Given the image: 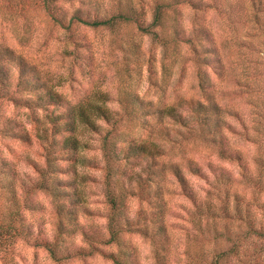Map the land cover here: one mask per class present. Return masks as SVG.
I'll list each match as a JSON object with an SVG mask.
<instances>
[{"label": "trees", "instance_id": "1", "mask_svg": "<svg viewBox=\"0 0 264 264\" xmlns=\"http://www.w3.org/2000/svg\"><path fill=\"white\" fill-rule=\"evenodd\" d=\"M54 1L44 0L46 8L53 6ZM185 1L153 0L152 22L147 26L138 24L140 30L154 35L165 52L177 39L191 42L193 47L195 41L202 44L193 51L198 63L197 87L203 99H179L169 105L147 102L146 108L124 106L120 112L100 105L85 106L81 100L61 110L60 103H65L66 99L55 89L47 73L21 57L11 59L18 70L13 87L0 65V136L31 143L34 134L45 157L43 166L35 164L36 181L26 185L24 181L18 183V170L0 154V260L4 264L13 258L19 240L32 239L24 212L33 208L29 197L33 189L49 192L58 201L56 234L52 239H34L35 245L47 249L57 261L99 252L114 264H137L136 249L128 245L123 236L132 233L150 241L156 264H168L175 249L167 199L173 181L193 205L189 213L191 231L187 232L183 252L186 264H264V157L250 155L241 145L252 143L264 147V117L258 113L256 119L251 109H238L211 91L215 82L207 68L224 78L230 74L233 62L225 51V44L221 42L217 46L214 33L205 26H194L191 38L185 40L178 26L168 25L170 12ZM138 5L136 0H118L117 11L109 16L92 20L74 17L91 27L113 29L119 22H139L142 13ZM191 6L195 10L204 8L201 1L195 0H191ZM260 11L254 13V19L263 26L264 35V15ZM239 58L243 67L231 79L239 89L231 96L247 106V95L255 91L256 86L259 92V83L255 80L259 71H248V64ZM9 104L15 110L24 108L29 113L30 128L21 119L7 114L4 107ZM152 120L166 126L157 127ZM150 125L152 128L148 129ZM144 129H148V133L143 137ZM85 130L100 136L108 237L81 226L87 247L63 256L60 255L61 236L67 232L73 234L76 229L73 205L86 202L78 172L79 165L89 163L81 153L87 148L81 139ZM190 134L212 148L219 162L236 164L241 169L239 175L215 161L202 164L186 157L175 159L176 144L188 139ZM62 156L73 170L72 180L59 177L64 173L57 162ZM186 172L209 185L204 195L199 194ZM24 186L27 188L20 192ZM61 198H68L71 206L67 207L65 200L59 201ZM132 199L139 201L134 215L129 211ZM105 244L113 245L116 250L105 252L101 248Z\"/></svg>", "mask_w": 264, "mask_h": 264}, {"label": "rangeland", "instance_id": "2", "mask_svg": "<svg viewBox=\"0 0 264 264\" xmlns=\"http://www.w3.org/2000/svg\"><path fill=\"white\" fill-rule=\"evenodd\" d=\"M136 1L141 7L140 21L119 22L118 26L111 29L88 26L74 16L91 20L109 16L117 11L118 0H55L50 8H46L44 0H0V65L3 73L14 87L18 70L11 59L21 57L36 65L40 71L49 75L55 89L66 99L63 100L65 103H60L61 110L68 109L81 100L85 106L100 105L120 112L124 106L146 108L147 102L169 105L179 99H203L197 87L198 63L193 51L194 47L201 48L202 44L195 41L193 47L191 42L177 39L176 44H171L168 52H165L153 34L145 33L139 28V24L147 26L152 22L153 0ZM195 1H201L204 8L195 10L191 6V0L180 3L170 12L171 21L169 19L168 25L178 26L180 35L185 40L191 38L194 26L198 24L214 33L216 45H221V42L225 44V51L233 66L230 74L224 78H219L207 68L215 82L211 91L219 99L238 109H251L256 119L258 113L264 117V35L261 30L263 26H259L254 19V13L258 10H262L260 13L264 15V0H261L262 4L258 2L260 0H256L254 4V0ZM151 29L159 31V28ZM170 32L166 31L168 35ZM239 57L248 64V71H259L258 78L255 79L259 83V92L256 86L255 91L247 95V106L240 99L231 96L233 91L239 89L231 80L243 67ZM260 75L262 76L259 78ZM4 108L7 114L21 119L31 127L29 113L24 108L15 110L11 104ZM99 122L105 127L102 121ZM151 123L157 127L166 126L154 120ZM147 127L152 128L151 125ZM148 129L142 130L143 137L147 135ZM81 139L87 145L81 152L82 157L93 166H88L89 163L78 166L80 187L86 202L73 205L77 218L76 229L73 234L67 232L61 236L60 255L63 256L75 253L80 247H87L81 235V226L108 237V205L102 189L104 162L100 136L85 130ZM241 145L250 155L264 157V147H257L252 143ZM0 154L7 157L18 170V183L24 181L26 185H32L38 178L35 164L43 166L45 163L43 148L34 134L31 143L0 136ZM173 154L175 159L186 157L202 164L215 161L232 169L237 176L241 172L236 164L219 162L212 148L191 134L188 139L176 144ZM57 162L64 171L59 177L72 180L74 173L69 162L63 156ZM186 174L199 194L204 195L209 187L205 180L188 172ZM169 187V221L173 225L171 231L175 249L168 264H186L183 252L187 232L191 231L189 213L193 205L176 182L173 181ZM26 188L24 186L20 192H24ZM29 197L33 208L26 210L24 215L25 223L31 226L32 239L19 240L15 245L13 258L8 259L6 264H114L99 252L65 257L57 261L47 249L35 245V238L52 239L56 234L59 221L56 205L58 201L49 192L39 189L31 190ZM62 200H65L67 207L71 206L68 198H61L59 201ZM129 201V211L134 215L139 201ZM123 236L124 241L136 249L137 264H156L148 239L132 233H125ZM101 248L107 253L116 250L113 245L106 244ZM4 263L0 260V264Z\"/></svg>", "mask_w": 264, "mask_h": 264}]
</instances>
